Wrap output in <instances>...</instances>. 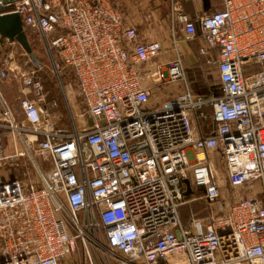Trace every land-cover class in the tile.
I'll list each match as a JSON object with an SVG mask.
<instances>
[{
	"label": "built area",
	"instance_id": "2783aa9c",
	"mask_svg": "<svg viewBox=\"0 0 264 264\" xmlns=\"http://www.w3.org/2000/svg\"><path fill=\"white\" fill-rule=\"evenodd\" d=\"M180 1L170 0L171 24L203 42L197 53L215 69L216 95L192 91L176 40L160 61L161 41L140 39L109 0L3 4L71 71L92 123L55 128L57 104L36 71L0 64V81L24 85L23 122L0 96V128L13 143L6 152L0 130V264H264V195L230 202L209 156L219 154L231 188L264 183V0H221L193 17ZM173 84L179 93L151 101L155 86ZM19 139L36 181L13 175L25 155ZM184 179L203 188L208 208L187 222Z\"/></svg>",
	"mask_w": 264,
	"mask_h": 264
},
{
	"label": "rangeland",
	"instance_id": "374dc122",
	"mask_svg": "<svg viewBox=\"0 0 264 264\" xmlns=\"http://www.w3.org/2000/svg\"><path fill=\"white\" fill-rule=\"evenodd\" d=\"M27 38L35 54L36 59L40 62L37 65L32 62L29 56L25 53V59L29 60L28 66L36 71L37 77H39L43 85V93L47 101H55L56 107L54 111L56 112V117L53 118V126L55 128L72 129L74 128V122L76 121L77 127L80 124L86 123L90 125L92 123L91 119L85 114L81 116L83 112V106L77 94L75 82L73 80L71 71L63 65L58 55L53 49L50 51L45 46L43 38L40 36L37 30L31 29L24 26ZM163 38H160V41ZM164 43L167 44L164 50H168L170 40L164 38ZM183 41L188 43L189 50L184 51L182 54L185 67V75L193 92L205 95L211 91L218 90V78L215 69L211 66H207L203 63L202 58L197 53L198 43L196 40H189L185 37ZM163 43V42H162ZM21 46V45H20ZM22 47V46H21ZM25 52V51H23ZM186 57V58H185ZM250 66L245 67V71H252ZM26 71H29L26 69ZM22 78H14L13 81H9L8 85L10 87L13 99L18 103L19 97L22 96L21 89L24 87ZM156 93L161 97V100L169 99L171 96L179 93L181 91V84H173L169 86L157 85L154 87ZM204 93V94H203ZM4 97V96H3ZM9 98V96H7ZM7 102L9 100L4 97ZM18 121L21 122L23 116L17 113ZM5 133H7L5 131ZM5 136V135H4ZM10 136V134H9ZM11 139V137H10ZM12 141V140H11ZM19 148L24 151L25 155L19 160L21 166L17 170L14 169L13 175L22 177L23 171L27 172V176L32 180L38 179L37 170L34 163L29 159L27 153L31 148L22 142V139L18 140ZM34 159L41 165L44 170L49 169L50 162L43 159L42 157L33 156ZM213 160V165L216 170L215 175L219 179L223 195L226 196L230 202L237 200L241 197L253 196L262 198L264 195V183L257 182L258 186H253V182H249L246 185L238 186L236 188H231L226 180L225 171L223 167V162L221 157L217 153L211 155ZM3 173L0 178H5V169H0ZM24 177V176H23ZM197 194L192 196L193 200L187 202L181 208L182 218H186L190 214H195L197 216H204L208 213V208L203 199L199 198L201 196L200 192L196 191ZM188 197V196H187ZM187 200V199H186Z\"/></svg>",
	"mask_w": 264,
	"mask_h": 264
},
{
	"label": "crops",
	"instance_id": "0c3cea01",
	"mask_svg": "<svg viewBox=\"0 0 264 264\" xmlns=\"http://www.w3.org/2000/svg\"><path fill=\"white\" fill-rule=\"evenodd\" d=\"M111 4L117 8L124 16L125 22L128 25L134 26L137 29L138 37L140 39H159L166 38L170 40V45H168L169 49L164 50L160 57V61L165 62L169 61L171 57L175 54V49L173 48V39L177 42V50L184 55V51L189 50V44L183 41L185 37L184 31L181 29L179 24L172 26L170 21V11H171V3L170 0H109ZM209 8L207 11H211L216 9L217 7H221L220 2L221 0H209ZM218 4V6H217ZM180 5L183 11L190 17L195 16V13L199 10H204L203 0H190V1H180ZM163 39H161L162 47H166L167 44L164 43ZM198 43H203L201 39H196ZM23 48L14 41H9L7 38L0 35V64L6 65L11 68H15L19 74L27 73V70L31 68L27 65V59H25V52H23ZM216 56V54H214ZM186 58V57H185ZM202 58V57H200ZM29 61V60H27ZM204 63V59L202 58ZM185 64V63H184ZM205 64V63H204ZM186 67V65H185ZM17 78V77H16ZM19 78V77H18ZM17 78V79H18ZM8 80L0 81V96H4L9 100V104L11 109L13 110L14 116L16 120L17 113L19 112L21 115V110L17 102L14 101L13 95L11 93L10 87L8 85ZM23 89V88H22ZM156 89L153 88L151 94V101L157 102L161 100V97L155 92ZM9 96V98L7 97ZM31 97V94H28ZM1 99V98H0ZM1 110V106H0ZM23 122V120H22ZM5 134L3 138V144L5 147L6 152H11L13 143L10 139L9 133H5V130L1 129ZM205 133H208L207 131ZM214 152L210 153V160L213 163L211 155ZM217 153V152H215ZM218 154V153H217ZM258 186L257 181L253 182V186ZM256 186V187H257ZM201 188L196 189V191L200 192ZM195 191V192H196ZM203 193L200 192V194ZM197 194V193H196ZM194 190L189 195L191 196L187 199L183 204L190 202L193 200L192 196H194ZM188 196V197H189ZM200 198V197H199ZM181 204L179 208L183 205ZM195 214H190L188 218H182L181 213H179L180 219L183 222H187L190 216Z\"/></svg>",
	"mask_w": 264,
	"mask_h": 264
},
{
	"label": "water",
	"instance_id": "95a60500",
	"mask_svg": "<svg viewBox=\"0 0 264 264\" xmlns=\"http://www.w3.org/2000/svg\"><path fill=\"white\" fill-rule=\"evenodd\" d=\"M8 1L14 0H2V3H0V35L7 38L9 41H14L20 44L32 62L40 65V62L36 59L29 43L20 15L16 12L5 11L6 8L3 6V4L7 3ZM209 3V0H203L205 11L208 10ZM183 181L186 186L184 195L189 196L192 193L190 181L188 179H184Z\"/></svg>",
	"mask_w": 264,
	"mask_h": 264
},
{
	"label": "trees",
	"instance_id": "16d2710c",
	"mask_svg": "<svg viewBox=\"0 0 264 264\" xmlns=\"http://www.w3.org/2000/svg\"><path fill=\"white\" fill-rule=\"evenodd\" d=\"M219 93V90H217V91H209L208 93H205V96H207V95H210V94H213V95H216V94H218ZM202 94V93H201ZM204 94V93H203ZM199 190V189H198ZM200 190H202V191H204L203 190V188H201ZM196 190H194V194H196V192H195ZM202 191H200V192H202ZM191 196H189V197H186V199H189ZM184 205V204H183ZM183 205L179 208V213H181V208L183 207ZM189 216V215H188ZM188 216L186 217V218H188Z\"/></svg>",
	"mask_w": 264,
	"mask_h": 264
}]
</instances>
